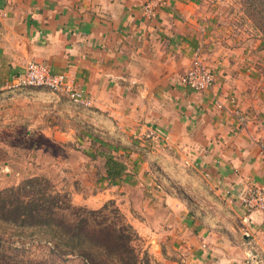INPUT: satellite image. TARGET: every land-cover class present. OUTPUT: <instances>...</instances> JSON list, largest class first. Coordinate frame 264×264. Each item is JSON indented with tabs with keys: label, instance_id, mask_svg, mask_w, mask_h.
Instances as JSON below:
<instances>
[{
	"label": "crops",
	"instance_id": "0c3cea01",
	"mask_svg": "<svg viewBox=\"0 0 264 264\" xmlns=\"http://www.w3.org/2000/svg\"><path fill=\"white\" fill-rule=\"evenodd\" d=\"M148 1L156 3L0 0V90L35 62L121 114L120 124L127 112L158 125L153 139L168 141L175 165L176 150L186 154L187 226L179 229L187 230L189 264H254L252 257L264 264V210L248 213L240 200L248 188L264 189V97L251 60L240 51L207 52L200 4L157 0L148 19L141 11ZM198 50L216 79L205 93L181 83ZM237 108L255 122L238 127L227 111Z\"/></svg>",
	"mask_w": 264,
	"mask_h": 264
},
{
	"label": "rangeland",
	"instance_id": "374dc122",
	"mask_svg": "<svg viewBox=\"0 0 264 264\" xmlns=\"http://www.w3.org/2000/svg\"><path fill=\"white\" fill-rule=\"evenodd\" d=\"M193 1L202 6L203 25L209 27L211 48L207 52H242L251 60L257 87L262 90L264 38L245 13L244 0ZM155 2L150 3L157 8ZM198 52L202 54V50ZM202 60L210 70L203 56ZM261 90L260 99L264 97ZM84 97L80 104L64 93L33 86L6 87L0 93V190L31 177H44L51 182L52 191L66 196L75 207L98 210L112 202L139 235L137 245L147 250L152 264H189L187 230L179 229L187 226V166L182 164L186 154L176 150L181 160L175 165L172 149L165 146L168 141L153 139L158 125L127 112L122 125L118 122L121 114L116 118L110 115L114 113L111 109ZM232 101L236 103V99ZM218 106L224 109L222 104ZM227 111L241 129L255 122L256 116L248 110H242L241 122L235 111ZM143 126L151 129L143 130ZM110 155L128 166L127 179L118 185L106 179L105 163ZM0 232L15 247L31 248L29 257L46 254L39 246L41 236L32 230L0 223Z\"/></svg>",
	"mask_w": 264,
	"mask_h": 264
},
{
	"label": "trees",
	"instance_id": "16d2710c",
	"mask_svg": "<svg viewBox=\"0 0 264 264\" xmlns=\"http://www.w3.org/2000/svg\"><path fill=\"white\" fill-rule=\"evenodd\" d=\"M243 3L264 38V0ZM105 171L112 185L129 175L127 164L111 155ZM51 187L48 179L31 177L0 190V223L32 230L41 236L39 246L46 249L41 257H29L31 248L15 247L0 232V264H152L147 250L137 245L139 235L112 202L98 210L75 207Z\"/></svg>",
	"mask_w": 264,
	"mask_h": 264
},
{
	"label": "built area",
	"instance_id": "2783aa9c",
	"mask_svg": "<svg viewBox=\"0 0 264 264\" xmlns=\"http://www.w3.org/2000/svg\"><path fill=\"white\" fill-rule=\"evenodd\" d=\"M150 2L153 1H148L141 7L143 16L148 19L156 16L155 4ZM214 82L215 77L213 73H211V70H208L204 65L201 52H196L191 67L181 80L182 85L197 92H208L212 89ZM30 86L46 88L57 93H64L76 103L82 104L84 102V93L73 86V82L69 80L66 74L54 73L49 67L43 64L35 62L28 63L25 72L15 76L7 84V87ZM234 115L240 122L244 119L243 111L238 108L235 110ZM248 119L243 123H247ZM260 148L264 154V143L260 145ZM240 200L248 213H252L256 210H264V189L250 188L246 193L241 195ZM252 259L254 260V264H260L255 257H252Z\"/></svg>",
	"mask_w": 264,
	"mask_h": 264
}]
</instances>
